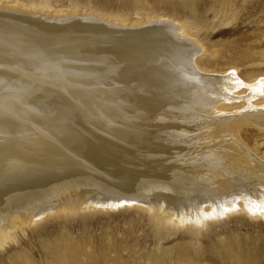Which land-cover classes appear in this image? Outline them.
I'll use <instances>...</instances> for the list:
<instances>
[{"label": "bare ground", "instance_id": "6f19581e", "mask_svg": "<svg viewBox=\"0 0 264 264\" xmlns=\"http://www.w3.org/2000/svg\"><path fill=\"white\" fill-rule=\"evenodd\" d=\"M152 23L173 24L166 19ZM51 27H57V33L44 31ZM125 29L88 14L49 15L0 4V242L22 224H33L47 209L84 205L116 207L135 201L185 225L192 217L199 222L240 207L235 198L241 196L251 215L264 216V159L237 134L246 123L264 129V103L253 102L264 98L263 80L245 83L232 73L211 75L191 64L199 78L226 80L225 99L245 101L229 111L211 100L213 93L203 95L204 85L187 84L192 78L181 75L176 66L180 46L131 42L120 34ZM188 44L181 50H197L195 42ZM144 45L169 56L146 53ZM203 106L205 111L195 110ZM157 112L160 128L149 122ZM142 132L148 135L146 144L159 153L171 151L170 140L179 150L191 151L169 154L167 170L160 172L139 159L131 165L133 160L123 152L127 155L140 145ZM40 138L49 143L44 142L47 153L37 159L30 156V146L41 149ZM116 150L121 155L116 157ZM115 158L126 164H116ZM129 164L139 173L136 181L145 179L143 192L99 186V176L124 179ZM204 203L209 210H203ZM254 258L228 257L234 264Z\"/></svg>", "mask_w": 264, "mask_h": 264}, {"label": "rangeland", "instance_id": "374dc122", "mask_svg": "<svg viewBox=\"0 0 264 264\" xmlns=\"http://www.w3.org/2000/svg\"><path fill=\"white\" fill-rule=\"evenodd\" d=\"M0 4L36 9L49 15L88 14L98 22L106 21L126 27L120 34L126 35L131 42L142 40L155 44L166 41L168 46L173 42L180 46L176 62L180 74L192 78L187 84L193 85L197 81V87L204 85L206 89L203 88V95L213 93L211 100H215L221 108L226 106L229 111L242 107L245 101L225 99L229 93L223 85L226 80L211 76L199 78L191 64L211 75L229 77L232 73L245 83L264 82V0H0ZM154 19H166L173 24L154 25ZM138 26L142 27L139 29ZM56 28H45L44 31L57 33ZM147 33L149 36H146ZM33 40H29L32 45L35 44ZM192 41L195 42L196 51L192 48L181 50ZM142 50L153 56H169L153 46L144 45ZM253 102L263 104L264 98L256 97ZM38 105L37 109L40 108ZM206 109L207 106L195 108L199 112ZM40 110L53 115L47 109ZM184 110L188 109L184 107ZM160 113L150 115L151 127L160 128L163 124L155 119ZM238 129L239 139L264 159V129L247 123ZM145 132L139 138L140 147L127 152V155L123 152V157L133 160L131 165L144 161L143 164L160 172L167 170L169 154L191 151L184 148L183 151L179 150L178 145L170 140L166 142L171 151L159 153L146 144L148 135ZM31 135L25 134L23 137L30 138ZM200 135L199 132L196 137ZM38 141L49 143V139L40 138ZM45 143L38 150L30 146V152L33 151L30 156H45ZM118 153L116 150V157L121 155ZM115 159L116 164H126V160ZM128 169L121 177L124 179H116L117 183L114 180L116 174L108 179V176H99V186L143 192L147 186L145 179L143 182L136 181L139 173L135 174L132 166ZM127 177L134 186L126 183ZM235 200L240 207L217 213L215 217L201 218L199 222L192 217L185 225L174 224L168 220L167 214H156L135 201L116 207L84 205L76 210L47 209L33 224H22L10 231L5 242H0V264H189V261L192 264H234L228 257L238 256L255 257L248 264H264V216L251 215L243 207L244 199L241 196ZM53 206L49 205L50 208ZM202 206L204 211L209 210L207 203ZM207 256L220 260L203 259Z\"/></svg>", "mask_w": 264, "mask_h": 264}, {"label": "snow or ice", "instance_id": "6c2138e0", "mask_svg": "<svg viewBox=\"0 0 264 264\" xmlns=\"http://www.w3.org/2000/svg\"><path fill=\"white\" fill-rule=\"evenodd\" d=\"M0 83H3V81H0Z\"/></svg>", "mask_w": 264, "mask_h": 264}]
</instances>
